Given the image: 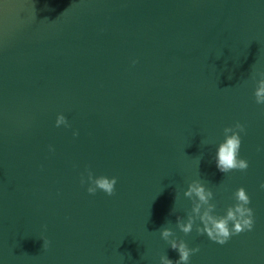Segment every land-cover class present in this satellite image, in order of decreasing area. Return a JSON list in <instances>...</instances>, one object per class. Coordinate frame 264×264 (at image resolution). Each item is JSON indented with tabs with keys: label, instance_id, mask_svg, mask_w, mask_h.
I'll return each instance as SVG.
<instances>
[{
	"label": "water",
	"instance_id": "water-1",
	"mask_svg": "<svg viewBox=\"0 0 264 264\" xmlns=\"http://www.w3.org/2000/svg\"><path fill=\"white\" fill-rule=\"evenodd\" d=\"M261 73L264 0H0V264L176 261L162 227L199 246L189 264H264ZM236 122L249 167L225 174ZM89 169L115 194L90 195ZM194 180L221 216L244 187L253 229L181 232Z\"/></svg>",
	"mask_w": 264,
	"mask_h": 264
},
{
	"label": "clouds",
	"instance_id": "clouds-1",
	"mask_svg": "<svg viewBox=\"0 0 264 264\" xmlns=\"http://www.w3.org/2000/svg\"><path fill=\"white\" fill-rule=\"evenodd\" d=\"M137 61L133 60L135 64ZM255 102L258 105H264V73L260 74V79L256 81L254 90ZM56 126L64 125L70 127L66 117L63 114L57 116ZM225 139L219 144L216 151V165L220 172L229 173L231 171H247L249 163L246 159L239 157L241 148L240 133L245 132V126L240 122H236L234 126L224 128ZM74 136L78 132L73 133ZM260 149H258L259 151ZM81 184L88 183L87 192L90 195H95L97 190L104 192L108 196L115 194V186L117 178L106 176L94 177L92 171H87V180L81 176ZM264 189V183L260 185ZM184 196L192 200V207L187 214V220L184 221L181 217H177L176 227L185 235L195 230L199 235H206L210 240L224 245L234 235H239L245 231H251L254 227V210L249 207L251 199L244 187H239L233 193V198L236 203L226 209L225 215H216V205L210 203L213 199V192L205 188L199 181L194 180L184 192ZM176 199V196H175ZM174 212V208L172 209ZM200 223L197 224L196 222ZM168 223H171L169 221ZM160 235L163 240L168 242L171 249L179 254V259L173 261L165 254L160 257L161 264H189L192 255L200 251L199 246L190 248L183 239L174 238L175 233L170 227H162ZM48 241H43V247L48 246Z\"/></svg>",
	"mask_w": 264,
	"mask_h": 264
}]
</instances>
